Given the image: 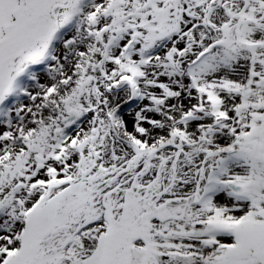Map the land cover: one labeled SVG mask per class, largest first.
Listing matches in <instances>:
<instances>
[{
    "label": "snow or ice",
    "instance_id": "6c2138e0",
    "mask_svg": "<svg viewBox=\"0 0 264 264\" xmlns=\"http://www.w3.org/2000/svg\"><path fill=\"white\" fill-rule=\"evenodd\" d=\"M0 264H264V0H0Z\"/></svg>",
    "mask_w": 264,
    "mask_h": 264
}]
</instances>
